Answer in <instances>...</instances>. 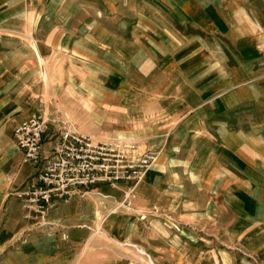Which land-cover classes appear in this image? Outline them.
I'll list each match as a JSON object with an SVG mask.
<instances>
[{"label": "crops", "instance_id": "0c3cea01", "mask_svg": "<svg viewBox=\"0 0 264 264\" xmlns=\"http://www.w3.org/2000/svg\"><path fill=\"white\" fill-rule=\"evenodd\" d=\"M54 107L158 150L131 209L102 183L22 219L14 129ZM235 263L264 264V0H0V264Z\"/></svg>", "mask_w": 264, "mask_h": 264}, {"label": "built area", "instance_id": "2783aa9c", "mask_svg": "<svg viewBox=\"0 0 264 264\" xmlns=\"http://www.w3.org/2000/svg\"><path fill=\"white\" fill-rule=\"evenodd\" d=\"M50 126L53 130L48 133ZM14 138L23 163L37 168L34 177L12 192L19 199L22 219L33 227L48 224L54 201L89 196L91 188L102 183L121 188L119 206L131 209L136 188L158 154L156 148L135 139L83 133L58 107L48 114H31L15 127Z\"/></svg>", "mask_w": 264, "mask_h": 264}, {"label": "rangeland", "instance_id": "374dc122", "mask_svg": "<svg viewBox=\"0 0 264 264\" xmlns=\"http://www.w3.org/2000/svg\"><path fill=\"white\" fill-rule=\"evenodd\" d=\"M235 259L237 260V262H239V259H241L240 257H235ZM238 264V263H235Z\"/></svg>", "mask_w": 264, "mask_h": 264}]
</instances>
